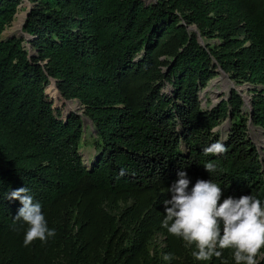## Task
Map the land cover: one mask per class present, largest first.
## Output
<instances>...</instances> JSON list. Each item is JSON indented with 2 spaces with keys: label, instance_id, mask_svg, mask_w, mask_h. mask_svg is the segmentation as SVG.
<instances>
[{
  "label": "trees",
  "instance_id": "16d2710c",
  "mask_svg": "<svg viewBox=\"0 0 264 264\" xmlns=\"http://www.w3.org/2000/svg\"><path fill=\"white\" fill-rule=\"evenodd\" d=\"M30 1L28 49L23 36L2 37L21 0H0V264H145L157 231L172 255L158 264H180L183 239L162 227L179 171L189 190L214 180L221 203L255 195L264 206V155L246 133L249 122L264 130V0ZM198 34L217 41L203 46ZM158 52L168 57L164 71ZM216 68L254 85L248 112L235 90L201 107L198 92ZM50 79L96 128L89 167L80 153L82 118L62 114L45 89ZM224 119L231 127L222 136ZM217 140L226 153L204 155ZM21 187L56 230L46 244L24 246L28 225L14 219L22 205L7 199ZM220 251L190 259L236 264L233 249Z\"/></svg>",
  "mask_w": 264,
  "mask_h": 264
},
{
  "label": "clouds",
  "instance_id": "9594fccd",
  "mask_svg": "<svg viewBox=\"0 0 264 264\" xmlns=\"http://www.w3.org/2000/svg\"><path fill=\"white\" fill-rule=\"evenodd\" d=\"M227 148L221 140L203 148L204 155H220ZM204 167L210 173L216 170L213 162ZM178 179L168 191L171 199L164 201L166 215L162 227L170 235L182 238L187 245L195 244L198 251L192 254L196 260L206 261L220 257L222 249H233L236 264H258L257 257L264 249V206L255 195L239 198L228 196L221 203L222 188L214 180L198 179L189 190L191 180L186 171L177 173ZM8 200H19L22 207L15 221L28 225L24 234V246L35 240L47 243L54 238L56 230L48 227L42 205L34 201L27 187L7 194ZM222 225V227H221ZM172 255L165 254L168 261Z\"/></svg>",
  "mask_w": 264,
  "mask_h": 264
},
{
  "label": "rangeland",
  "instance_id": "374dc122",
  "mask_svg": "<svg viewBox=\"0 0 264 264\" xmlns=\"http://www.w3.org/2000/svg\"><path fill=\"white\" fill-rule=\"evenodd\" d=\"M153 0H146V2H151ZM32 2L30 0H21V3L18 5V10L14 15L12 21L5 27L2 32V37L6 38L8 36H16L20 37L23 36V44L26 48L30 49V43L28 39L30 38L29 35L23 30V23L25 20V12L29 10L32 6ZM189 31L197 30L196 26L191 24L188 26ZM198 40L201 45L206 46L207 43H214L216 39H208L206 40L200 34H198ZM157 58L160 61L158 63V67L164 71L166 69V65L162 64L164 61H168V57L162 53H157ZM254 85L249 84L247 82L236 81L235 79L229 77L226 73L222 72L219 68H216V74L208 81L206 86L202 87L199 90V99L201 107L204 109H209L221 99H226L230 96L231 91L235 90L238 94L242 96L243 99V112H248L249 108L251 107V97H252V87ZM260 87V86H257ZM48 94L54 98L55 104H63L62 114L64 115L66 111H74L78 113L82 118L83 123V135L80 144V153L83 159L84 164L89 167L90 163L93 161L96 155V149L94 145L95 137L97 135L96 128L93 125L89 116L85 113L83 107L76 99L66 100L64 99L58 88L56 87L54 80L50 79V81L46 84L45 87ZM161 92L165 94L170 93V85L167 82H164ZM231 127V122L229 119H224L219 126L216 128L218 132L223 136L227 133V131ZM247 137L254 142L257 146L261 154L264 155V130L260 126H256L251 122L248 123L246 129ZM183 245L185 248V254L182 257H175L174 260L177 261L179 259L180 264H195L193 260L190 259L193 256V252L196 251L195 244L187 245L186 242L183 240ZM167 248V242L165 240V234L157 231L155 232L153 238L149 244V253L151 260L153 262H146L145 264H158L160 258H162V262H166L163 257L165 254L164 249ZM189 259V260H188ZM188 260V262H186ZM257 262L260 264H264V249H261L260 254L257 257Z\"/></svg>",
  "mask_w": 264,
  "mask_h": 264
},
{
  "label": "water",
  "instance_id": "95a60500",
  "mask_svg": "<svg viewBox=\"0 0 264 264\" xmlns=\"http://www.w3.org/2000/svg\"><path fill=\"white\" fill-rule=\"evenodd\" d=\"M27 12H28V10L25 12V17H26V15H27ZM24 24V23H23ZM54 83H55V81H54Z\"/></svg>",
  "mask_w": 264,
  "mask_h": 264
}]
</instances>
